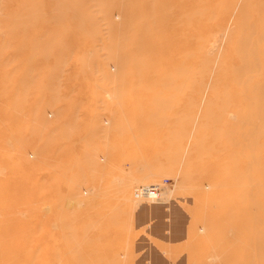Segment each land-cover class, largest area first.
I'll return each instance as SVG.
<instances>
[{
	"label": "rangeland",
	"instance_id": "374dc122",
	"mask_svg": "<svg viewBox=\"0 0 264 264\" xmlns=\"http://www.w3.org/2000/svg\"><path fill=\"white\" fill-rule=\"evenodd\" d=\"M139 1L0 0V264H264V0H157L135 87Z\"/></svg>",
	"mask_w": 264,
	"mask_h": 264
},
{
	"label": "bare ground",
	"instance_id": "6f19581e",
	"mask_svg": "<svg viewBox=\"0 0 264 264\" xmlns=\"http://www.w3.org/2000/svg\"><path fill=\"white\" fill-rule=\"evenodd\" d=\"M164 1V0H162ZM161 1V2H162ZM160 2L158 3L157 0H140L135 6V10L133 12L134 17H136V28H134L136 31V36H139L138 38L140 39V42L131 50V53L126 54V57H129L130 61L134 65V69L139 71L138 75L136 76V80L133 81L135 87H140V85L144 82V78L142 76V72L145 70V65L143 63H140L137 61L136 57L137 55H144L146 52L147 45L145 43H149L151 39L155 41L156 36V30L159 27V22H158V13H159V6ZM144 42V43H143ZM260 49V48H259ZM259 57V56H258ZM242 64L239 67V72H243L245 69H247L246 65L247 63L241 61ZM263 64H264V59H263ZM142 71V72H141ZM161 188L164 187L165 185L161 184H153ZM150 185V186H153ZM150 186H140L138 189L134 191V198L135 200H143L145 202H148L150 204H154L155 202L159 203L162 193L159 192V195L154 198V199H149V198H142L140 196L139 190L142 188H147ZM171 192V191H170ZM170 192L168 193L170 195ZM166 195V193H165ZM168 200V198H167ZM202 231V229H200Z\"/></svg>",
	"mask_w": 264,
	"mask_h": 264
},
{
	"label": "built area",
	"instance_id": "2783aa9c",
	"mask_svg": "<svg viewBox=\"0 0 264 264\" xmlns=\"http://www.w3.org/2000/svg\"><path fill=\"white\" fill-rule=\"evenodd\" d=\"M166 183H163V185H165ZM160 192V187L153 185L147 188H142L139 190L138 193H140V196L142 198H149V199H154L159 195Z\"/></svg>",
	"mask_w": 264,
	"mask_h": 264
}]
</instances>
